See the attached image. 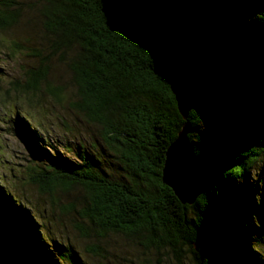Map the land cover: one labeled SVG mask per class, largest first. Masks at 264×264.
I'll return each mask as SVG.
<instances>
[{"label":"trees","instance_id":"16d2710c","mask_svg":"<svg viewBox=\"0 0 264 264\" xmlns=\"http://www.w3.org/2000/svg\"><path fill=\"white\" fill-rule=\"evenodd\" d=\"M263 1L0 0V33L12 32L34 3L46 45L34 50L37 67L10 83L12 91H41L60 102L62 87L48 78L58 55L78 96L72 107L98 125L104 146L61 154L35 137L33 125L19 124L33 159L24 184L60 218L69 216L77 238L90 244L79 253L48 236L15 187L0 180V264L106 261L109 234L136 239L158 253L157 264H181L188 253L193 264H264L250 235H264ZM161 27L181 45L195 102L188 138L206 187L191 206L161 180L165 152L184 124L141 39ZM13 48L25 50L18 40Z\"/></svg>","mask_w":264,"mask_h":264},{"label":"rangeland","instance_id":"374dc122","mask_svg":"<svg viewBox=\"0 0 264 264\" xmlns=\"http://www.w3.org/2000/svg\"><path fill=\"white\" fill-rule=\"evenodd\" d=\"M29 3H26V15L20 17L16 28L12 29V32L0 33V180L5 186L15 187L21 201H26L43 228L47 230L48 236L70 244L80 253L90 242L77 238L78 234L72 228L70 219H66L69 216L60 218V211L56 206L47 207V198L29 183L24 184L27 169L32 165L33 159L25 144L21 125L23 121L33 125L31 127H35L38 132L35 137H44L48 144L61 154H65V149L75 152L79 146L88 152H100L104 151V146L98 136V125L72 107L71 104L78 101V96L71 74L66 65L58 60V55L50 58L48 78L50 85L62 87L56 96L61 99L60 102L41 91L28 95L21 94L18 90L12 91L10 83H22L25 71L37 67L38 58L33 55L34 50L40 52V49L46 46L43 29L37 18V7L34 3L29 6ZM254 9L256 11V7ZM17 40L25 50L16 52L13 43ZM24 117L29 120H24ZM108 161L112 162L113 159ZM250 183L255 182L252 180ZM55 198L57 200L58 196ZM60 203H63L62 199ZM257 223L256 220L255 224ZM250 235L254 239L252 245L260 247L264 252V235L257 233L255 229ZM102 246L108 253L107 260L87 256L86 264H157L160 259L158 253L138 246L136 239L122 235L109 234L104 238ZM191 259L189 253L188 256L183 255L181 264H193ZM231 261L230 264H240L238 261Z\"/></svg>","mask_w":264,"mask_h":264},{"label":"water","instance_id":"95a60500","mask_svg":"<svg viewBox=\"0 0 264 264\" xmlns=\"http://www.w3.org/2000/svg\"><path fill=\"white\" fill-rule=\"evenodd\" d=\"M144 49L150 59L162 68L163 77L174 97L176 109L184 121L174 141L165 152L162 183L167 186L181 205L191 206L202 196L206 180L199 158L190 143L187 118L195 102L187 80V68L181 45L176 36L166 27L141 33ZM199 244L195 243V250Z\"/></svg>","mask_w":264,"mask_h":264}]
</instances>
